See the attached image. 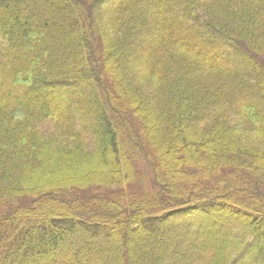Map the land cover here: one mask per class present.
<instances>
[{
  "label": "trees",
  "instance_id": "obj_1",
  "mask_svg": "<svg viewBox=\"0 0 264 264\" xmlns=\"http://www.w3.org/2000/svg\"><path fill=\"white\" fill-rule=\"evenodd\" d=\"M0 264H264V0H0Z\"/></svg>",
  "mask_w": 264,
  "mask_h": 264
},
{
  "label": "rangeland",
  "instance_id": "obj_2",
  "mask_svg": "<svg viewBox=\"0 0 264 264\" xmlns=\"http://www.w3.org/2000/svg\"><path fill=\"white\" fill-rule=\"evenodd\" d=\"M97 154V153H96ZM100 156L97 154V159L95 160L93 156L84 151L78 150L75 154L69 156L68 158L61 159L58 154H50L44 160L43 165H45L47 170H51L54 173V177H51L49 180H46V183H39L35 185L38 189L43 187H49L55 181L63 182H75L76 180H81V178L90 179L94 175L96 177L101 176L111 169L109 164H106L100 160ZM101 161V162H100ZM70 167V168H68ZM63 168H66L65 170ZM92 180V179H90ZM39 186V187H38ZM42 186V187H41ZM35 187V188H36ZM204 240H207L205 235ZM151 247V246H150ZM146 248L144 250H153L152 248ZM222 247V243L217 245V249ZM143 251V249H140ZM250 256V255H249ZM249 256L245 259L247 260ZM211 260V259H209Z\"/></svg>",
  "mask_w": 264,
  "mask_h": 264
}]
</instances>
